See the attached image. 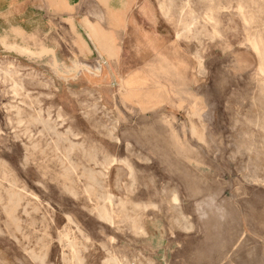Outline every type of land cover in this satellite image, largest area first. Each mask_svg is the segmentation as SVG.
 I'll return each mask as SVG.
<instances>
[{
  "label": "rangeland",
  "instance_id": "obj_1",
  "mask_svg": "<svg viewBox=\"0 0 264 264\" xmlns=\"http://www.w3.org/2000/svg\"><path fill=\"white\" fill-rule=\"evenodd\" d=\"M254 38L264 0H0V264H264Z\"/></svg>",
  "mask_w": 264,
  "mask_h": 264
},
{
  "label": "bare ground",
  "instance_id": "obj_2",
  "mask_svg": "<svg viewBox=\"0 0 264 264\" xmlns=\"http://www.w3.org/2000/svg\"><path fill=\"white\" fill-rule=\"evenodd\" d=\"M187 4V3H186ZM226 4V3H225ZM188 5V4H187ZM184 11V10H183ZM191 17V16H190ZM198 19V18H197ZM246 18H244L245 20ZM196 21V20H195ZM247 21V20H246ZM187 32V31H186ZM195 41V40H194ZM250 45L251 47L254 49V51L260 56L261 60H262V65H261V68H260V72L263 74L264 73V49L262 48V40H260V38H254V39H251L250 41ZM23 50V49H22ZM9 123V122H8ZM53 124V123H52ZM26 131V130H25ZM34 145V144H33ZM91 156V155H90ZM68 163V162H67ZM67 171V170H66ZM256 178V177H255ZM64 179V178H63ZM77 197V196H75ZM39 201V200H38ZM99 210V209H98ZM98 215H99V218L107 221L109 220L108 218V215L106 214V211L101 208L99 211H98ZM68 247L70 248L71 252L72 253H75V250H74V244L69 242L68 243ZM78 252V251H77ZM80 253V252H79ZM74 257L75 254H74ZM68 258V257H67ZM76 260V259H75Z\"/></svg>",
  "mask_w": 264,
  "mask_h": 264
},
{
  "label": "crops",
  "instance_id": "obj_3",
  "mask_svg": "<svg viewBox=\"0 0 264 264\" xmlns=\"http://www.w3.org/2000/svg\"><path fill=\"white\" fill-rule=\"evenodd\" d=\"M68 1H69V0H68ZM152 94H153V93H152ZM154 95L157 96L156 93H154Z\"/></svg>",
  "mask_w": 264,
  "mask_h": 264
}]
</instances>
